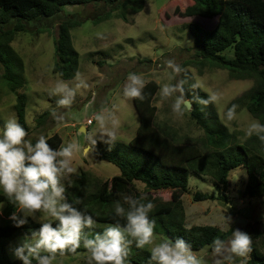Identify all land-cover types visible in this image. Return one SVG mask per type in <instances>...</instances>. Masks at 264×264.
Here are the masks:
<instances>
[{
  "label": "trees",
  "instance_id": "16d2710c",
  "mask_svg": "<svg viewBox=\"0 0 264 264\" xmlns=\"http://www.w3.org/2000/svg\"><path fill=\"white\" fill-rule=\"evenodd\" d=\"M192 1L193 3L184 11L186 16L218 17L216 26L211 30L190 24L194 34L196 63L200 66L209 63L227 69L234 79L253 80L251 89L242 96L246 98L244 107L252 116L264 123V0ZM100 2L107 5L111 12L124 9L121 15L125 19L128 7L137 13L145 4V0H0V69L3 70L0 78L16 95L17 121L26 130L27 97L19 92L25 84L24 63L14 48L13 41L19 33L29 31L30 26L45 31L43 28L48 29L50 26L46 25V22L60 17L55 38L56 59L53 71L63 79H72L78 72L79 56L73 46L71 30L81 24V19L78 13L62 15V12L67 5ZM109 16L106 13L103 18ZM117 16L120 17L119 14ZM186 79L187 92L195 79L189 72ZM158 89L159 84L151 80L144 89L145 99L133 100L139 115V125L135 136L128 143H114L110 146L96 141L93 156L113 162L119 166L121 173L103 181L90 173L96 181L93 191L89 190L92 185L91 179L85 176L89 172L78 175L72 187L67 190L69 202L85 214H91L98 222L124 224V218L116 216L114 212V202L120 201L127 208L125 197L128 196L141 202L151 201L154 209L150 213V218L159 219L156 227H163L167 237H183L192 245L194 251L205 247L212 249L213 240L217 238L227 240L226 231L214 225L186 226L183 202L180 199H173L158 203L160 199L153 196L152 191L172 189L174 194L186 192L189 189L190 176L199 179L211 177L219 193L215 195L196 192L194 200L228 201L226 192L230 172L243 166L247 173L245 195L249 198H264V142L256 136L247 137L240 142L238 135L221 123L217 112L210 108L211 104L204 107L193 103L191 118L203 129L204 135L198 138V143H187L180 139L179 133L169 125L156 126L157 106L154 99ZM193 94L205 99L208 96L200 88ZM47 114V111L42 114L39 117L40 121ZM47 139L55 149H59L63 143V138L58 133L48 136ZM137 181L145 185V192L139 190ZM1 203H6V206L3 209V221L0 223V239H5L0 240V264H21L8 255L6 244L18 234L30 235V231L38 229L44 222L29 218L23 227H14L12 221L8 219L14 208L2 192ZM103 203L110 204L105 206L107 212L102 210ZM52 223L55 226L57 222L52 220ZM244 232L250 234L252 239V252L249 254L248 264H264V230L256 233L255 230L247 229ZM258 235L259 237L263 235L260 243L255 237ZM78 251L85 250L82 247ZM147 254L149 256V252ZM148 258L131 255L129 252L127 264H149ZM33 264L36 262L33 261Z\"/></svg>",
  "mask_w": 264,
  "mask_h": 264
},
{
  "label": "rangeland",
  "instance_id": "374dc122",
  "mask_svg": "<svg viewBox=\"0 0 264 264\" xmlns=\"http://www.w3.org/2000/svg\"><path fill=\"white\" fill-rule=\"evenodd\" d=\"M192 3V0H145L140 12L134 13L128 7L127 12L125 11L126 19L121 15L124 9L111 12L102 2L67 5L62 15L78 13L81 19V24L71 30L73 46L79 56V68L77 75L68 80L53 71L56 59L55 38L60 17L53 18L49 23L46 22V25L50 24V26L48 29L44 27L43 32L37 30L35 26H30L29 31L19 33L13 41V46L24 63L25 84L19 92L27 97V131L32 142L35 143L41 135L47 138L54 133H58L63 138L61 147L73 141H78L81 145L90 143L91 139L103 142L106 137H102L96 120L99 113L107 118L106 122L109 126L112 118L118 121V139L115 143H128L135 136L139 125V115L133 100L123 96V86L127 75L131 72L142 74L147 82L155 80L159 84V89L164 83H175L176 80L186 79L189 72L200 82V89L204 93L221 95V101L218 104H211L210 108H214L223 125L238 135L240 142L245 140L248 126L254 120H258L244 107L246 98L242 97L253 86V80L234 79L227 69L209 63L203 66L196 63L194 34L190 24L211 30L216 26L218 17L186 16L184 11ZM106 13L110 16L103 18ZM97 32L102 33V38L97 37ZM169 60H173L186 71L173 74L171 69L167 68ZM2 71L0 69V73ZM173 75L176 77L175 80L170 79ZM60 80L66 83L71 95L67 92L50 95ZM159 89L154 99V104L157 106L156 126L169 125L179 133L180 139L187 143H198V138L204 135L203 129L192 120L190 112L183 118L177 117L171 110V100L161 101ZM65 96L71 103L58 104V101ZM15 104L16 95L0 78V127L8 119L17 120ZM233 104L238 106L237 116L234 120L228 121L225 113ZM46 111L48 114L40 121L39 117ZM82 127H84L83 131ZM93 150L87 156L82 153L74 155L72 166L77 169V173L71 177L73 183L78 175L88 171L89 174L85 176L92 181L89 187L91 191L94 190L96 181L90 173L98 176L100 181L121 173L119 166L113 162L93 156ZM229 180L226 192L228 201L194 200L193 196L196 192L215 195L219 193L211 177L199 179L190 176L189 189L186 192L174 194L172 189H163L152 191V195L160 199L158 203L180 199L185 209L186 226H217L228 233L227 240L232 230L237 228L241 231L255 230L256 233L263 231L264 198H249L245 195L244 187L247 181L245 168L240 166L231 170ZM136 184L140 191L145 192V185L142 182L137 181ZM109 203H103V211H108L105 206H109ZM0 205L5 208L6 203ZM225 215L232 218L230 225L224 222ZM3 218L4 214L0 216V223ZM33 219L38 222L50 220L40 212ZM259 220L260 223L257 222ZM156 222H159V219L156 218ZM99 224L106 226L109 223L99 222ZM155 232L160 238L167 237L163 227H156ZM24 235V233L18 234L6 244V252L12 259H15L13 249L21 242ZM255 237L260 243L263 235ZM129 252L131 255L149 257L147 247L139 249L135 241L132 242V246L129 245ZM195 252L206 259L208 264H215L217 257L210 247ZM85 255H66L54 264H86ZM224 255L228 253L225 252Z\"/></svg>",
  "mask_w": 264,
  "mask_h": 264
},
{
  "label": "clouds",
  "instance_id": "9594fccd",
  "mask_svg": "<svg viewBox=\"0 0 264 264\" xmlns=\"http://www.w3.org/2000/svg\"><path fill=\"white\" fill-rule=\"evenodd\" d=\"M96 35L102 38V33L97 32ZM167 68L173 74L186 71L173 60L167 61ZM170 79L175 80V75ZM187 83V79H180L175 83H164L159 89L161 101L171 100V110L179 118L191 111L193 103L207 107L218 104L222 99L219 93H211L206 99L193 94L201 87L198 80L192 82L186 92ZM146 84L142 74L129 73L123 86V96L143 101ZM65 92L71 95L66 83L60 80L50 95ZM70 103L67 96L58 101L60 105ZM237 107L233 104L227 109L225 118L228 121L236 118ZM106 119L99 113L96 116L100 133L106 137L103 142L111 146L118 139V121L112 118L109 126ZM245 135L256 136L264 142V123L254 120ZM95 145L96 140L91 139L86 145L73 141L55 149L43 135L33 143L29 132L15 118L8 119L0 127V192L14 208L8 219L14 227L20 228L38 212L50 218L38 229L30 231V235H24L13 249L14 258L21 264H33V261L36 264H54L66 255L86 254V264H127L129 245L135 241L137 248L147 247L149 264H208L183 237H158L155 232L157 222L150 218L154 209L151 201L141 202L128 196L125 197L127 208L120 201L114 202L116 216L124 218L125 223L106 226L69 202L66 193L71 187L72 175L77 173L72 166L73 157L77 153L87 156ZM3 208L0 205V216ZM223 219L226 224H231L230 216L225 215ZM52 220L57 222L55 226ZM82 247L84 253L78 251ZM211 247L217 257L215 264H237V260L239 264H248L252 239L250 234L237 228L232 230L227 241L217 238ZM225 252L228 255H224Z\"/></svg>",
  "mask_w": 264,
  "mask_h": 264
},
{
  "label": "water",
  "instance_id": "95a60500",
  "mask_svg": "<svg viewBox=\"0 0 264 264\" xmlns=\"http://www.w3.org/2000/svg\"><path fill=\"white\" fill-rule=\"evenodd\" d=\"M84 127H82V129H83Z\"/></svg>",
  "mask_w": 264,
  "mask_h": 264
}]
</instances>
